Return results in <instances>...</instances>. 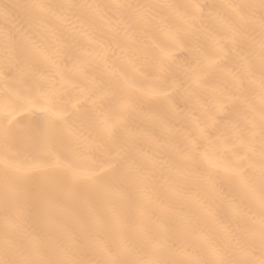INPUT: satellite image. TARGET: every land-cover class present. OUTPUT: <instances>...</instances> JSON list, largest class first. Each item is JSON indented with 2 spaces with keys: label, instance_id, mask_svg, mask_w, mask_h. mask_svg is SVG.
Instances as JSON below:
<instances>
[{
  "label": "bare ground",
  "instance_id": "obj_1",
  "mask_svg": "<svg viewBox=\"0 0 264 264\" xmlns=\"http://www.w3.org/2000/svg\"><path fill=\"white\" fill-rule=\"evenodd\" d=\"M259 3L0 0L9 6L0 9V108L7 103L19 110L18 162L36 155L26 144L30 119L34 125L44 116L41 108L51 106L66 116L57 123L55 157L42 160L55 164L58 157L83 172L103 168L108 184L104 190L68 187L64 170L50 169L52 184L62 190L51 193L42 219L29 201L13 239L25 244L28 234H39L49 251L66 246L84 264H94L104 249L119 252L122 261L164 264L200 258L209 246L237 255V241L259 260V239L248 236L253 219L258 226V204L238 178L201 158L207 152L221 166L239 161L245 179L258 176L261 13L245 6ZM37 4L45 7H26ZM67 4L76 7H61ZM139 5L152 6L142 20ZM20 45L31 53L23 62L13 58ZM162 50L170 54L163 72ZM206 176L214 189L201 179ZM39 182L34 176L26 190L34 192ZM4 220L0 204V246Z\"/></svg>",
  "mask_w": 264,
  "mask_h": 264
},
{
  "label": "snow or ice",
  "instance_id": "obj_2",
  "mask_svg": "<svg viewBox=\"0 0 264 264\" xmlns=\"http://www.w3.org/2000/svg\"><path fill=\"white\" fill-rule=\"evenodd\" d=\"M26 7L43 9L45 6L37 4L28 5ZM61 7L70 11L76 6L67 4ZM87 7L99 10L101 6L88 5ZM128 7L132 8L134 6L129 5ZM151 7V5L135 6L137 20H142L147 14V10ZM192 7L197 10L199 9V5H193ZM245 7L250 9L258 7L261 13V165L258 176L251 180L245 179L242 176L239 161L232 165L221 166L219 163L211 160L207 152L202 153L201 158L208 161L211 168L220 169L225 175L238 178L241 189L250 199L258 204L260 210L258 226L255 219H253L248 236L251 241H255L258 238L261 249L264 251V0H260L258 6L247 5ZM8 8V5L0 6V9L5 12L8 11ZM191 20L194 22L196 16H193ZM170 38L177 45L180 44V37L178 34H173ZM30 55L31 53L26 45H20L18 51L13 49V58L20 57L22 62L26 61ZM169 58L170 54L162 50V57L158 64L159 71L163 72L165 70L164 61ZM198 81L199 77L196 79L197 83ZM48 104H51L50 99L48 100ZM223 108L224 103L221 102L218 105V111L222 112ZM28 111L31 112L32 109L29 108ZM41 111L44 113V116L42 119L38 117L34 125L30 119V134L26 137L27 147L31 148L36 155L27 163L20 164L18 162L20 152L19 149L16 148L17 139L22 131L21 125L16 119L19 110L7 103L0 108V113L3 114V120L0 121V143H2L4 147V154L0 156V166L3 167V183L0 185V204L3 205L5 210L3 243L2 246H0V264H84V262L77 259L73 251L66 246L56 245L49 251L45 244V238L39 234H28L26 237L27 243L25 244L18 243L13 239V235L18 227L17 221L26 211V204L29 201L34 202L36 214L42 219L46 216L52 202L53 198L51 193L53 191L62 190L63 186L52 184L51 177L48 174L50 169H63L64 180L68 187H75L81 183L88 184L97 190H104L108 187L105 177L106 170L103 168L98 172H83L72 167L70 164H62L58 157H56L55 164L46 163L42 160L44 156L55 157L53 142L57 136V123L58 121L64 120L66 113L54 110L51 106L42 107ZM253 127H255L254 124ZM104 131L106 135L111 134L110 127H106ZM193 148H195L194 142ZM185 159H190V157H185ZM34 176H39V186L34 192L29 193L26 188ZM201 179L214 189V184L211 183V176L202 177ZM227 205L232 208L234 213H238L232 201H227ZM235 249L237 255H226L220 249L209 246L206 254L200 258L171 261L168 262V264H264V255H262L259 260L251 258L252 251L250 246L240 245L239 241H237ZM121 251L126 252L127 249H121ZM119 254V252L113 253L104 249L101 258L96 259L94 264H164V262L159 260H136L126 262L118 258Z\"/></svg>",
  "mask_w": 264,
  "mask_h": 264
}]
</instances>
